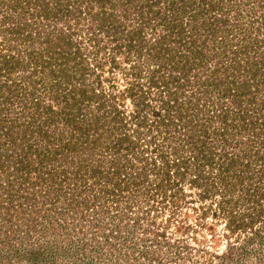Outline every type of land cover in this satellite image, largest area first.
Returning <instances> with one entry per match:
<instances>
[{
  "label": "rangeland",
  "instance_id": "1",
  "mask_svg": "<svg viewBox=\"0 0 264 264\" xmlns=\"http://www.w3.org/2000/svg\"><path fill=\"white\" fill-rule=\"evenodd\" d=\"M7 1L0 0V9ZM27 1L32 12L35 1ZM47 1L51 7L54 1ZM183 1H154L151 18L157 14L172 19L175 15L164 12L165 4H172L179 16V2ZM187 1L189 9L178 17L183 38L174 32L163 40L154 38L149 42L150 30L146 28L144 38L133 41L127 38L130 29L119 27L122 18L117 16L114 27L110 25L111 38L100 34L103 42L99 44L93 41L95 38H89L99 34L89 28L93 26L91 17L78 13L80 8L76 7L81 2H69L71 8L78 10L75 14L78 22L72 21L73 28L67 31L72 38L81 36L77 38L78 44L94 50L102 48L97 54L103 65L98 68L103 71L102 89L107 92V87L114 85L119 92L110 100L108 115L101 113L103 110L97 112L93 102L83 104L80 121L91 129L90 134L98 129L101 145L92 148L80 144L83 140L80 137L77 150L68 152L59 151L57 132L66 130V137L70 125L62 121L45 125L44 129H48L42 133L46 137L41 140V133L30 135L27 131L26 136L28 126H34L35 130L39 126V121L33 122L28 117L32 107L22 109L24 98L18 97L0 103V154L5 159L0 168V264H264V0ZM84 5L91 7L83 2L84 11ZM39 6L36 3L34 10ZM36 18L38 32L30 38L34 41L28 48L38 53L40 45L44 47L43 32L54 25L53 21L40 22ZM193 25L198 29L194 34L199 37L192 38L187 33ZM26 43L21 46H27ZM120 44L123 60L119 59L114 66L111 56ZM55 47L52 42L49 48L53 51ZM130 47L142 48V54L126 51ZM152 53L159 58L169 56L167 61L159 59L164 73H158L169 77L170 84L177 83L169 85L168 91L150 82L152 69H157L155 65L150 68L153 61L148 55ZM127 55L129 60L125 59ZM59 56L51 61L52 69L58 72L71 68L69 57ZM27 58L22 63L24 68L29 67ZM185 65L192 70L185 69ZM38 70L31 77L35 82ZM28 71L33 68L24 72ZM155 73L152 71V75ZM72 77L75 83H95L89 75L82 83L78 73ZM18 84L22 87V83ZM259 84L262 91L258 90ZM32 86L28 84V90L32 91ZM140 87L148 92L145 96L151 104L149 109L158 106L161 100H168L176 90L170 103L181 106L180 100L186 98L181 109L184 112L193 100L199 102L198 108L202 105L197 95H208L209 106L205 108L209 111L205 118L199 116L205 120L204 126L192 135L200 148L206 144V155L200 154V149L191 153L195 152L191 149L192 141L185 143L181 127L192 126L191 122H176L175 131L164 134L158 131L150 110L146 122V118L138 116L134 104L140 99L134 90ZM37 88L35 97L46 100L49 94H45L43 83H38ZM114 110L116 114L111 115ZM174 112H179V107L171 115ZM91 113L97 116L92 117ZM48 135L52 138L48 139ZM24 136L29 143H24ZM132 137L137 139L135 143ZM124 139L125 145H131H123ZM26 144L31 145L30 150ZM114 144L121 150L112 161ZM40 153L46 159L54 158L49 163L54 167L62 166V160L69 161L71 176L80 167L78 161L84 158V164L90 165L100 160L104 170L109 169L110 163L118 166L125 176L122 180L128 176L135 178L137 172L146 175L135 178L141 183L115 198L105 195L95 205L87 204L91 207L72 211L65 206L72 200L67 184L61 185L62 191L56 193L47 182L31 185L33 182L28 181L25 186L30 193L34 192V200H18L13 193V201H8L6 191L12 185L18 186L16 165L29 159L33 169H44L46 162ZM232 164L235 169L230 167ZM9 178L14 184L7 187ZM93 182L87 180L86 196L78 194V189L74 191L78 201L92 199L101 186Z\"/></svg>",
  "mask_w": 264,
  "mask_h": 264
},
{
  "label": "trees",
  "instance_id": "2",
  "mask_svg": "<svg viewBox=\"0 0 264 264\" xmlns=\"http://www.w3.org/2000/svg\"><path fill=\"white\" fill-rule=\"evenodd\" d=\"M34 1L35 3H32V7L35 8L36 3H39L40 6L36 10H34L33 8L32 12H29V6L31 3L27 0H8L6 3L2 4L3 6L0 9V103H6L9 99L10 101H12L14 99L13 97H18L24 98V100L22 99V101L24 102V104L21 106L22 109H26L28 106L32 107L33 112L30 113L31 115H28V117L33 122H35L36 120L39 121V126L36 130L34 129V126L32 128L31 126H28L24 133V135L26 136L28 134L27 131L30 135H39L41 133V140L43 139V137H46V135H43L42 133H45L48 129H44L45 125L50 126L62 121L65 122L66 125H70V127H68V135L66 137L64 134V131L66 130L59 129V132H57V136L60 140V142L58 143L59 151H75L80 144L84 143L88 147L96 148L102 143L98 135V129L92 131V134H90L91 129H89L88 126L84 125V123L80 121V116L83 114V104H86L87 106V104L92 105L91 103L93 102L96 106L97 112H101V110H103L101 113L104 112V115H108L107 110L110 109V100L112 97L116 96V93L119 92V90L116 91V87L114 85L107 87V92L102 89L103 71H99L98 68H102L103 65L101 58H97V54L102 48L94 50L90 48L91 46H88L87 48V46H84L83 43L78 44L79 42L77 41V38H81V36L77 34L76 38H72V33L70 31H67L68 29L73 28L72 23L78 22V18L75 14L83 12L84 16L89 15L91 17L90 21L92 22L91 25L93 26L89 28L96 33L98 32L99 34H95V36L89 38H95L93 39V41H96L97 44L103 42V38H100L99 36L100 34H105L107 38H111L112 34L110 32V25L114 27L115 17L117 16H120L122 18L119 27H123L122 29L128 27V29H130L129 31L127 30L129 32V36H127V38H131V40L133 41L136 38H144L142 36L143 30L148 28V30H150L151 38L147 39L149 42H152L153 40H155L154 38H160L163 40L165 35L174 32L181 34V36L178 38L185 37L182 35L183 30L178 24V22L181 21V19H178V17L189 9L190 3L188 4L187 0L179 2V16H177V13L173 11L172 4H165L163 6L164 12H168L170 13V15L173 14V16L175 15L172 19L167 20L164 17L157 16V14L155 15L156 18H151L153 15L152 13H154L153 4L156 0H74L73 4L76 2H81L82 6L83 2H88L91 6L88 7L84 5L86 11L88 12L84 11L85 9L83 10L81 6L76 7L77 9L80 8L78 13H76V11H78L76 8H71V6H69V2L71 0H53L54 2L51 6L52 8L47 5V0ZM132 14L133 17L131 18ZM36 17L40 18L38 19L40 22L42 20L53 21L52 23L54 25L50 31L47 30L46 32H43L44 34L42 35V37L44 47H41L40 45V47L38 48V53L33 50L31 51L28 48L34 41L30 38H34L32 36L35 31H37L35 29L36 27H38V25L34 22L37 19ZM197 30V27H194L193 25L191 30L187 33L191 34L192 38L193 36L196 38L199 37L197 36V34H194ZM113 33L116 35L115 31ZM187 38H189V36ZM89 40L92 41V39ZM26 42H28V45L22 47L21 45L27 44ZM52 42L56 44V47L53 51L49 48ZM129 44L134 45L132 43ZM82 46H84V49H82ZM120 46L122 47V44L117 45L114 48L116 51L114 50L115 52L111 56V62L114 64V66H116L119 59L123 60V57L121 55L123 53L121 52L122 49ZM67 48L68 51L66 52ZM160 49L161 51H163V42L160 45ZM169 50L170 49H168L166 53H168ZM126 51H136V54H142V48L140 47L137 49H133L132 47H130L127 48ZM91 54H93L92 57H90ZM152 54L148 55V57L152 58L153 61V64L151 65L152 67L150 68H153V65L157 66L156 70L152 69V71H156L157 73L152 75L151 71L150 82L157 88L161 89L163 87L168 91L169 85L175 82H172L170 84L169 77L161 74L158 75V73H164V67L160 63L161 60L159 59L164 58V60L167 61L169 59V56H162L161 58H159V55ZM58 55L65 56V58H67L68 56V61H71L68 66L71 68H62L59 69L58 72L57 70L52 69L53 66L51 64V61L55 57H58ZM26 57H28L26 62L27 66L29 67L24 68L22 63L24 62V59ZM42 58L46 60H43ZM125 59L129 60V55H127ZM30 68H33L32 72H24L29 70ZM38 68V80H36L35 82V80H32L31 77L32 75H35L37 73ZM185 69L192 70L190 68H187L186 65ZM171 70L174 71L175 68H171ZM77 73L79 74L78 79L81 81V83L82 81L87 79V75L91 76L95 83L93 85L91 84V82L90 85L75 83L74 77L72 76ZM105 79L107 80L108 78ZM187 79H189V77ZM19 82L22 83V87L19 86ZM40 82L43 83V90L45 94L50 95H47L46 100L36 98L38 96L37 84H40ZM64 83L65 86H63L62 88L61 84ZM28 84H33L32 91L28 90ZM67 85H70V87H68ZM129 89L132 90L133 88L131 87ZM258 90L262 91V86L260 84L258 86ZM134 91L135 93H137V97L139 96L140 99V101L137 100V103L134 104L135 106L137 105L135 108L138 112L137 114L139 117L146 118L144 119L146 122V116L148 114L147 110H150L153 113L154 120L157 121L158 131L164 134L165 132L173 131L174 128H176V122H191L192 126L184 128L181 127L183 129V133H180L183 135L184 140H186V144L192 141L191 149L193 150L194 148L195 152L191 150V153H197L200 149V154L206 155L204 146L206 144L203 143L202 148H200L197 145L198 141L196 139H193L195 136L192 135L194 134L193 132L195 130H198L199 128L204 126L203 121L205 120H203L202 117L199 116H204L203 118H205L207 112L209 111L208 108H205V106H209V101L207 99L210 98H208V95H206L205 93L197 95L200 96L198 98V101H203L202 105L198 108L197 105L199 102L193 100L190 103L188 110L184 112L181 109L185 107L186 98L180 100L181 106H173V104L170 103L172 101L171 95L175 94L177 90L169 95L170 98L168 100H161L158 106H153L151 109H149V106L151 105L149 104V99L147 96H145L148 94V92L142 90V87L137 88ZM29 94H31L30 98ZM52 95H54V97H52ZM124 97L125 96H123L122 98ZM33 100L34 103L32 102ZM187 101H189V99H187ZM27 102L30 104H26ZM178 107L179 112H174V116L171 115L173 109H177ZM115 114L116 110H114L111 115ZM91 116L95 117L97 115L95 113H91ZM222 129L224 130L225 128ZM140 134L141 133L138 132V135ZM26 136H24V143H29V139H26ZM47 137L48 139L52 138V136L49 135ZM80 137H82L83 140L79 144L77 139ZM132 139L133 142L137 140L133 137ZM125 142L126 140L124 139L122 144L125 145ZM149 142L153 143V141ZM26 145L28 149L31 147V145ZM129 145H131V143H128L125 146L128 147ZM111 150L114 151V153L111 152L113 161L115 159L114 157L118 156L117 152L121 150V148L114 144ZM24 153L26 155V151H24ZM49 153L51 152H48V154ZM43 154L40 153L41 159L45 157V155ZM44 159L46 162V164L44 165V169L43 167L33 169V167L30 165L29 159L25 160L21 165L17 163L19 166L17 167L16 165L15 177L18 186L14 187L15 185H12L14 183H11L12 178H9L7 187L9 185L12 186L9 188V191H6L5 193L8 201L12 200L13 193L14 195L17 194L16 199L18 200H34V192L30 193L29 187L25 186V183H27L28 181L33 182L31 183V185H37L38 183L43 184L47 182L49 185L53 186L54 190L52 191H55L56 193L62 191L61 185L67 184L69 187H71L72 200H70L69 203H66L65 206H68V208H70V210L72 211L77 210L79 207H86L88 203L95 205V202L98 199H102V197L105 195L115 198L120 194V192L123 193L124 191L132 187L138 186L141 182L136 181V179H138V177H141V174H143L142 172H137L138 176H135L136 179L132 176H128L127 179L122 180L120 178H125V176L122 175V172L118 166L115 167L110 163L109 169L104 170L103 164L100 160L90 165L89 163L84 164V158L78 161L77 165H80V167L77 168V170L73 173V176H71L68 173V169L70 168L69 161L65 163L62 160V166L54 167L49 164L50 162H53L54 158ZM3 162H5V159L0 154V168L4 166ZM232 166L234 167V164H232L230 167ZM56 174H58V177H56ZM144 175L146 174H143V176ZM38 177L41 178L38 179ZM146 177L147 176H145V178ZM88 179H92L94 182L100 184L101 186L92 195V199L87 197V200L83 199V201L80 202L77 200V194H75L74 191L78 189V194L84 193L85 195V191L86 189H88ZM28 185H30V183ZM109 185H111V187L107 188V186ZM2 195H4V192ZM75 203H78L76 207L74 205ZM13 209H17V207H14ZM17 214L18 213L16 212L15 215Z\"/></svg>",
  "mask_w": 264,
  "mask_h": 264
}]
</instances>
